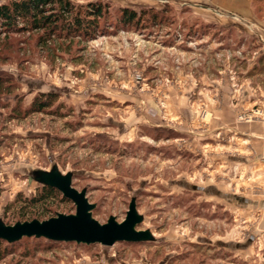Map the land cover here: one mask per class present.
<instances>
[{
  "label": "rangeland",
  "instance_id": "374dc122",
  "mask_svg": "<svg viewBox=\"0 0 264 264\" xmlns=\"http://www.w3.org/2000/svg\"><path fill=\"white\" fill-rule=\"evenodd\" d=\"M72 1L108 6L83 50L0 44V222L68 178L99 223L133 199L151 240L22 239L0 264H264V156L241 147L245 125L264 124V0ZM122 8L160 21L115 23ZM39 92L57 94L49 112L23 115ZM74 212L56 198L32 213Z\"/></svg>",
  "mask_w": 264,
  "mask_h": 264
},
{
  "label": "trees",
  "instance_id": "16d2710c",
  "mask_svg": "<svg viewBox=\"0 0 264 264\" xmlns=\"http://www.w3.org/2000/svg\"><path fill=\"white\" fill-rule=\"evenodd\" d=\"M150 12L151 10H143L140 13H136L132 9L122 8L119 11L115 23L134 25L137 27L142 24V18L144 16L146 18L151 17L150 22L152 24L160 21L156 19L157 15L155 12L151 15ZM108 14V6L100 1L77 3L72 0H5L0 3V44L3 47H10L12 43L8 44V42L14 40V36L25 34L26 36L20 40L21 49L27 46L30 41H33L34 48H38L48 58L53 59L54 55L59 56L58 54L68 53L73 45L83 50L89 41L107 32V26L110 22L108 20ZM12 86L11 83H7L6 89H10ZM56 99L57 94L54 92H39L33 97L30 105L24 109L23 115L32 112H49V109ZM17 111V107H13L12 116H16ZM56 198L61 201L69 200L55 187L42 184L36 195L29 199L22 198V205L18 208L20 210V220L16 222L31 221L33 219L44 220L42 219V215H37L32 212L38 206L45 207L49 200L54 201ZM18 199L19 195L15 201L17 202ZM56 215L57 213L55 215H49L46 219ZM4 224L11 225L8 223ZM29 238L45 239L50 242H64L33 236L22 237L19 240L11 242L0 238V243L6 244L0 250V259H3L7 253H12L7 251V246L14 245L22 239ZM123 242L143 243L148 241Z\"/></svg>",
  "mask_w": 264,
  "mask_h": 264
},
{
  "label": "water",
  "instance_id": "95a60500",
  "mask_svg": "<svg viewBox=\"0 0 264 264\" xmlns=\"http://www.w3.org/2000/svg\"><path fill=\"white\" fill-rule=\"evenodd\" d=\"M55 187L61 194L73 202V214H57L45 220L16 222L6 225L0 222V238L8 242L22 237H44L53 241L75 242L77 244H100L111 246L116 242L150 241L148 231L136 229L140 222L133 199L128 205L121 222L109 217L105 223H99L91 216L90 204L84 191L71 186L68 178H58L54 182H44Z\"/></svg>",
  "mask_w": 264,
  "mask_h": 264
},
{
  "label": "crops",
  "instance_id": "0c3cea01",
  "mask_svg": "<svg viewBox=\"0 0 264 264\" xmlns=\"http://www.w3.org/2000/svg\"><path fill=\"white\" fill-rule=\"evenodd\" d=\"M249 0H232V5H237L242 7V11L247 12V6ZM244 135L243 141H241L243 146L242 150H257L258 153L264 156V124L251 123L245 125L243 131ZM109 264V262H107ZM112 264V263H111Z\"/></svg>",
  "mask_w": 264,
  "mask_h": 264
}]
</instances>
